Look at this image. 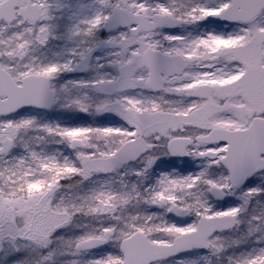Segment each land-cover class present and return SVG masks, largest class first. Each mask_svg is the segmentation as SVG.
Returning a JSON list of instances; mask_svg holds the SVG:
<instances>
[{
  "label": "snow or ice",
  "instance_id": "snow-or-ice-1",
  "mask_svg": "<svg viewBox=\"0 0 264 264\" xmlns=\"http://www.w3.org/2000/svg\"><path fill=\"white\" fill-rule=\"evenodd\" d=\"M0 264H264V0H0Z\"/></svg>",
  "mask_w": 264,
  "mask_h": 264
},
{
  "label": "rangeland",
  "instance_id": "rangeland-1",
  "mask_svg": "<svg viewBox=\"0 0 264 264\" xmlns=\"http://www.w3.org/2000/svg\"><path fill=\"white\" fill-rule=\"evenodd\" d=\"M59 118L67 122H84V114L81 113H67V114H58Z\"/></svg>",
  "mask_w": 264,
  "mask_h": 264
}]
</instances>
